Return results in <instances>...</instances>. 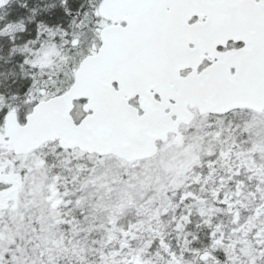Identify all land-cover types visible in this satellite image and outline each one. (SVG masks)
<instances>
[{
  "label": "snow or ice",
  "instance_id": "obj_1",
  "mask_svg": "<svg viewBox=\"0 0 264 264\" xmlns=\"http://www.w3.org/2000/svg\"><path fill=\"white\" fill-rule=\"evenodd\" d=\"M0 264H264V0H0Z\"/></svg>",
  "mask_w": 264,
  "mask_h": 264
}]
</instances>
